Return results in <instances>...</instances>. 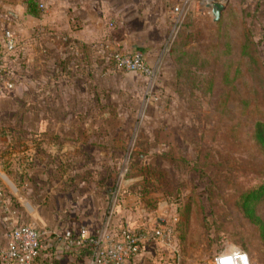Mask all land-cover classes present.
<instances>
[{
    "label": "rangeland",
    "instance_id": "374dc122",
    "mask_svg": "<svg viewBox=\"0 0 264 264\" xmlns=\"http://www.w3.org/2000/svg\"><path fill=\"white\" fill-rule=\"evenodd\" d=\"M192 17L144 51L153 79L118 65L104 43L49 50L15 29L16 50L0 52V72L13 84L0 89V127L12 130L0 146L14 143L21 163L11 170L49 171L46 180L18 177L27 188L95 189L116 205L113 217L127 204L133 223L142 206L152 223H169L175 248L143 245L141 259L126 264H214L226 251L264 264V240L241 199L264 181L254 134L264 120V0H230L218 22ZM59 124L74 128L46 130Z\"/></svg>",
    "mask_w": 264,
    "mask_h": 264
},
{
    "label": "crops",
    "instance_id": "0c3cea01",
    "mask_svg": "<svg viewBox=\"0 0 264 264\" xmlns=\"http://www.w3.org/2000/svg\"><path fill=\"white\" fill-rule=\"evenodd\" d=\"M28 1L0 0V41L4 30L16 29L20 35L33 43L38 42L41 48L49 50L56 48L60 51L63 48H70L73 52H78L81 46H94L97 42L102 44L113 42L123 45L128 51H142L149 62V56L145 52L152 49L151 45L158 40L157 36L165 29L171 28L175 31L178 26L171 18L172 7L178 0H35L39 2V5L44 4L45 7L40 9L39 16L28 13ZM201 15L209 16L214 21L211 9L194 2L188 9L183 22L188 16L194 18ZM181 26L182 24L179 27ZM61 125L55 128L47 125L46 130L59 129L60 132L66 128L72 131L74 128L71 124V127H68V124ZM70 135L72 134L69 133ZM44 146L46 144H42V147ZM36 151L34 146L28 149L29 162H36L37 157H34ZM63 157L65 159L66 156ZM72 159L75 160L74 157ZM13 160L17 161L15 154L0 157V264H11L2 259V253L9 241L10 226L18 222L33 224L47 232L48 250L37 259L35 264L43 262L89 264V258L77 256L73 250L78 248L70 247L65 235L68 231L76 233L82 226L96 228L102 225L112 214L111 210L115 211L116 205L111 207L109 197L107 199L98 197L95 189L86 194L75 186L65 188L66 183L55 184L49 191L46 187L47 191L37 186L25 188L17 179L18 173L46 180L50 177L49 171L38 170V168L36 170L33 167L34 170L17 172L10 168L14 165ZM6 164L10 167L6 168ZM58 173L65 172L62 170L55 172V174ZM69 173L64 176L70 177L72 173ZM51 176L54 177L52 172ZM117 207L119 217L112 216L117 225L143 226L152 223L150 220L152 213L143 206L138 209L137 214H140V218L135 223L133 220L137 216L135 212H131L134 211L133 208H129L127 204ZM158 220L161 223H167L160 218ZM147 256L154 257L152 254ZM140 259L138 257L136 261Z\"/></svg>",
    "mask_w": 264,
    "mask_h": 264
},
{
    "label": "built area",
    "instance_id": "2783aa9c",
    "mask_svg": "<svg viewBox=\"0 0 264 264\" xmlns=\"http://www.w3.org/2000/svg\"><path fill=\"white\" fill-rule=\"evenodd\" d=\"M194 2L208 8L207 5L210 3H224L225 0H178L173 5L171 14L172 21L178 25L177 27L183 23L188 9ZM39 7L45 8L44 4H40ZM2 35L0 52L3 50L5 54L13 53L18 44V36L11 29L4 30ZM104 48L109 50L112 59L126 70L144 75L149 79L155 77V69L142 51L124 52L120 44L113 42L104 44ZM1 59L0 54V66ZM3 86L13 87V84L4 80L0 72V89ZM157 222L139 228L117 225L110 214L102 225L96 228L82 226L76 233L68 231L65 239L70 247L90 249L89 264H126L139 256L143 245L158 243L175 248L177 240L169 223ZM10 228L9 241L2 253V259L11 264H35L40 252L47 247V232L39 230L33 224L19 222L13 223ZM214 264H245V262L242 254L226 251L215 257Z\"/></svg>",
    "mask_w": 264,
    "mask_h": 264
},
{
    "label": "trees",
    "instance_id": "16d2710c",
    "mask_svg": "<svg viewBox=\"0 0 264 264\" xmlns=\"http://www.w3.org/2000/svg\"><path fill=\"white\" fill-rule=\"evenodd\" d=\"M27 11L29 14H31L33 16H39L41 13L40 7H39V2L35 1V0H29L28 6H27ZM10 133H11L10 129L8 130V128L0 127V138L2 135H8ZM254 134H255L256 141L262 147H264V120H259L255 124ZM4 141L3 142L5 143V145H3L1 147L2 149L0 150V157H5L7 155L13 154V151H11V149L14 146L13 145L14 143L11 142V140L9 141L8 139H4ZM36 148H37V146H36ZM17 161H19V163H21L19 157L17 158ZM33 164H34L33 162L30 163V165L32 166L31 168H33ZM5 167L8 168V167H10V165L6 164ZM23 174H19V173L17 174V176L20 178V180L23 178L22 177ZM19 178H17V179H19ZM20 182H21L20 185L27 188V184H25L26 182L24 180L20 181ZM241 199H242V208L244 210L245 215L247 217H249L253 223L256 224V226L260 230V236L264 240V219L259 214V208L261 206V203L264 202V181L260 185H258L257 187L252 188V189L244 192L241 196ZM16 204H18V203H16ZM25 224H28V223H25ZM46 243L48 246L47 240H46ZM47 250H48L47 247L45 249H43L40 252V255L38 258H40L42 256V254H44V252H46ZM73 251L77 254L78 257L79 256H85V257L90 259L91 251L89 248H78V249H75ZM43 263L46 264L45 262H43Z\"/></svg>",
    "mask_w": 264,
    "mask_h": 264
},
{
    "label": "water",
    "instance_id": "95a60500",
    "mask_svg": "<svg viewBox=\"0 0 264 264\" xmlns=\"http://www.w3.org/2000/svg\"><path fill=\"white\" fill-rule=\"evenodd\" d=\"M230 0H225L224 3L221 2H213L207 5L208 8L211 9L214 21L218 22L221 20L223 16V12L226 10Z\"/></svg>",
    "mask_w": 264,
    "mask_h": 264
}]
</instances>
